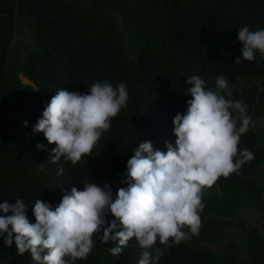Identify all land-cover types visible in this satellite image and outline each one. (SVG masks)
Here are the masks:
<instances>
[{
  "label": "trees",
  "instance_id": "trees-1",
  "mask_svg": "<svg viewBox=\"0 0 264 264\" xmlns=\"http://www.w3.org/2000/svg\"><path fill=\"white\" fill-rule=\"evenodd\" d=\"M18 1L31 16L29 28L37 51L22 59L26 62L19 67L28 82H22L14 65L10 80L6 59L16 0H0V203L22 199L29 222L35 223L36 199L54 209L72 187L83 190L89 182L108 184L114 200L117 190L127 187L123 175L127 161L141 142L150 141L153 150L162 152L167 151L165 141L175 145L173 117L185 114L186 101L192 99L186 94L192 86L186 83L188 77L199 76L205 90L216 91V79L223 76L232 92L227 98L248 106L250 128L241 135L238 148L250 150L255 158L203 190L199 234L167 248L157 242L163 250L158 264H264V232L236 210L246 197L255 205L264 192L256 173L264 162V148L252 128L264 114V61L257 62V53L253 61L234 62L242 59L238 30L264 29V0H83L82 8L66 0ZM244 76H261L263 89L240 85ZM96 81H107L114 88L124 83L127 106L112 119L91 155L75 165L63 156L52 163L55 144L48 143L42 132H34V125L58 90L87 94ZM236 215L239 230L233 232L227 229L228 217ZM113 218L106 213L88 258L71 264H138L142 249L134 237L117 257L108 249L118 241L101 239ZM4 235H0V264H35L30 253L17 254L14 240L5 245ZM224 239L222 250L212 247Z\"/></svg>",
  "mask_w": 264,
  "mask_h": 264
},
{
  "label": "clouds",
  "instance_id": "clouds-1",
  "mask_svg": "<svg viewBox=\"0 0 264 264\" xmlns=\"http://www.w3.org/2000/svg\"><path fill=\"white\" fill-rule=\"evenodd\" d=\"M237 38L242 43V59L237 57L235 63L253 61L257 53V62L264 61V29L241 27ZM186 83L192 85L186 90L192 99L186 101L185 114L178 112L173 117L175 145L165 141L167 151L162 152L153 150L150 141L141 142L127 161L123 174L127 187H120L114 200L108 184L101 187L89 182L83 190L72 187L54 209L36 199L32 208L35 223L29 222L22 199L11 204L5 200L0 212L11 215H0L4 244L11 246L14 240L17 254L30 253L35 264L86 260L107 212L114 218L107 222L101 239L118 241L108 251L119 256L134 237L142 249L138 264H158L163 250L157 242L167 248L198 235L203 190L221 177L238 173L255 156L238 148L241 135L249 131L251 117L247 104L227 98L232 95L228 81L217 77L216 91L205 90V81L199 76L188 77ZM128 99L122 82L114 88L107 81H96L87 94L62 88L52 96L33 131L42 132L48 143L55 144L52 163L63 156L75 165L91 155ZM23 124L27 126V121Z\"/></svg>",
  "mask_w": 264,
  "mask_h": 264
},
{
  "label": "rangeland",
  "instance_id": "rangeland-1",
  "mask_svg": "<svg viewBox=\"0 0 264 264\" xmlns=\"http://www.w3.org/2000/svg\"><path fill=\"white\" fill-rule=\"evenodd\" d=\"M67 2L71 3L73 7L82 8L85 6L83 0H66ZM15 27L13 32L12 41L10 43V48L8 50L7 59H6V69L7 73L9 74L10 80L13 81L11 77V66H15L17 74L22 78V82L27 83L28 80L22 76L20 73L19 67L25 64L26 61L22 59H27L30 53H36L37 48L34 42V39L31 37L30 33V22L31 16L26 14L19 6V1L16 0V10H15ZM13 66V67H14ZM12 67V69H13ZM239 84L243 86H254L258 90L263 89V78L261 76H244L239 79ZM252 128L255 131L258 137V143L264 148V114L258 116L252 122ZM256 173L258 174V178L262 181V185L264 187V162L261 163ZM247 201L242 202L240 201L239 206L237 207V215L243 217L245 221L249 224H253L258 227L261 231L264 232V217L262 215V209L264 206V192L263 197L255 203V205L250 204V200L246 197ZM236 216L228 217L230 220V224L227 225V229L233 232L239 230L238 218ZM229 241V240H227ZM226 240H219L212 244L215 250L219 251L222 250ZM218 257L219 254L216 253Z\"/></svg>",
  "mask_w": 264,
  "mask_h": 264
}]
</instances>
